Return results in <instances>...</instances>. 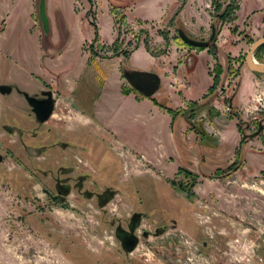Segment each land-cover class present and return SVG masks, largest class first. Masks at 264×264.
I'll return each mask as SVG.
<instances>
[{
    "label": "rangeland",
    "instance_id": "374dc122",
    "mask_svg": "<svg viewBox=\"0 0 264 264\" xmlns=\"http://www.w3.org/2000/svg\"><path fill=\"white\" fill-rule=\"evenodd\" d=\"M238 1L173 0L167 16L150 23L128 20L127 5L111 0H71V9L78 18H110L112 42L81 47L99 58L128 51L127 58L139 44L155 61L171 44L196 53L180 44L177 29L206 41L214 25L206 48L223 73L207 95L226 106L225 120L241 115L245 137L261 125L262 139L264 74L248 72L244 59L264 34V8L251 30L248 23H232ZM185 5L193 10L175 18ZM48 34L37 0H0V264H264V170L250 171L237 160L212 170L191 154L176 161L170 154L133 151L91 116L92 88L86 87L87 104L74 98V90L63 92L59 59L42 47ZM198 57L199 70L206 63ZM253 58L264 62V44ZM242 73L253 96L239 109L228 103ZM130 74L121 71V89L135 91ZM191 107L183 114L184 144L208 150L214 139L203 133L200 108ZM79 113L89 121H80ZM129 224L137 242L127 250L117 232Z\"/></svg>",
    "mask_w": 264,
    "mask_h": 264
},
{
    "label": "crops",
    "instance_id": "0c3cea01",
    "mask_svg": "<svg viewBox=\"0 0 264 264\" xmlns=\"http://www.w3.org/2000/svg\"><path fill=\"white\" fill-rule=\"evenodd\" d=\"M111 1L127 5L125 12L128 20L131 18L140 23H150L167 16L173 0ZM71 5V0H46L44 9L48 19L49 43H43L42 47L45 46L48 56L55 53V57L59 59L57 72L61 71V89L65 94L74 90L73 96L81 104H87L88 95L95 96L91 115L95 121L102 123L107 130L113 132V136L120 138L137 153L170 154L175 160L180 155L191 154L198 157V164L212 170H223L227 162H236L234 160L244 161L245 167L250 171L257 168L264 170V133L262 139L255 135L240 142L243 135L238 129V119L230 116L225 120L222 102L207 95L208 89L213 85V75L217 72L215 66H221L220 73L216 76L218 81L223 73V66L221 61L213 59L206 47L194 53L185 46L166 44L167 51L155 61L144 46L139 44L127 58L121 55L99 58L98 55L83 51L81 47L93 40H97V43L98 40L112 42L114 35L110 18L97 16L93 21L82 16L78 18L74 16ZM263 8L264 0H239L232 23H248L251 25L249 29L253 30L254 25L261 23ZM188 10L193 9L185 5L175 18L180 19ZM95 35L96 38L93 39ZM179 55L183 58L191 55V64L185 65ZM198 56H203L206 63V67H200L199 70L197 66L201 62L198 61ZM169 59H172L171 65L167 62ZM157 70L160 72L157 73ZM121 71L152 73L158 79L157 87L151 95H145L137 89L123 94ZM164 73L168 76H163ZM242 74L236 92L228 103H233L239 109L249 102V94L250 97L253 96L248 75ZM199 75L203 79L201 85L197 83ZM86 87L92 88L91 92L95 93L88 94ZM137 91L143 95H139ZM208 104L213 111H207ZM187 105L201 110L200 115L204 118L203 133L214 139V144L208 150L201 145L193 147L194 145L184 144L182 136L186 125L183 114ZM86 117L84 113H79L80 121H87Z\"/></svg>",
    "mask_w": 264,
    "mask_h": 264
},
{
    "label": "water",
    "instance_id": "95a60500",
    "mask_svg": "<svg viewBox=\"0 0 264 264\" xmlns=\"http://www.w3.org/2000/svg\"><path fill=\"white\" fill-rule=\"evenodd\" d=\"M37 16L40 22V25L42 27L43 34L47 32V19L45 16V11H44V0H37ZM177 37L186 45H190L193 47H206L208 42L212 41L214 38V28H210V34L208 36V39L206 41L203 40H195L192 38L187 37L182 30L177 29L176 31ZM264 44V35L261 37L257 38L256 40L252 41L250 46L248 47V50L245 53V59L244 63L246 68L255 74H264V62H257L253 58V54L256 51V49ZM127 79L129 83L132 84V86L142 92L145 95L151 94L155 88L157 87L158 79L157 77L152 74V73H132L129 76H127ZM261 130V125L257 126V129L253 135H257V133ZM47 193V191H46ZM55 199V197H53ZM65 204H62L61 207H64ZM119 241L122 244H126V249L130 250L132 249L136 242L137 239L135 235L133 234V229L130 227L129 232L127 233H122L119 236Z\"/></svg>",
    "mask_w": 264,
    "mask_h": 264
},
{
    "label": "trees",
    "instance_id": "16d2710c",
    "mask_svg": "<svg viewBox=\"0 0 264 264\" xmlns=\"http://www.w3.org/2000/svg\"><path fill=\"white\" fill-rule=\"evenodd\" d=\"M218 7H219V6H217V9H218ZM230 11H231L230 8H229V9H224L223 13H221V14L219 15V18H222V17L228 15V14L230 13ZM211 27L214 28V37H215V27H214V25H211ZM176 38H177V40L180 42L181 45H186V44H184V43H183L178 37H176ZM213 39H214V38H213ZM212 41H213V40H212ZM209 44H210V42H208V44H207L206 47H208ZM262 45H263V44H262ZM186 46H189V47H191V48L197 49L198 51H199V50H202L203 48H205V47H199V46H197V47H193V46H190V45H186ZM260 46H261V45H260ZM144 48H145L146 51L148 50L147 47H146V45H144ZM207 50H208V48H207ZM127 53H128V51H123V53H121V54H122L123 57H125V56L127 55ZM215 68H216L217 72H216V74L213 76V85L208 89V92H209V91L211 92V91L213 90V87H214V85H215L216 82H217V78H216V76H218V74L220 73L219 66L216 65ZM129 91H130V90H127V89H124V88L121 89V92H122L123 94H127ZM234 116L238 119V124H240L241 121L239 120V117L237 116V114H234ZM238 129L241 131V128L239 127V125H238ZM262 130H263V129H262ZM241 134H242V133H241ZM242 135H243V134H242ZM246 136H247V135H246ZM247 138H248V137H245V135H243L242 138H241V141H240V142H243V141L246 140Z\"/></svg>",
    "mask_w": 264,
    "mask_h": 264
},
{
    "label": "flooded vegetation",
    "instance_id": "af4514ba",
    "mask_svg": "<svg viewBox=\"0 0 264 264\" xmlns=\"http://www.w3.org/2000/svg\"><path fill=\"white\" fill-rule=\"evenodd\" d=\"M78 179H79V180H78L79 184H81V182L83 181L84 178H83V177H78ZM62 190H63V187H61V191H62ZM56 199H58V198H55V200H56ZM130 227L133 229V226H131V225L129 224V225H127V227H126V228H127L126 230L118 231V232H117V239L119 238L121 232L124 233V234L127 233V232H129V228H130ZM133 234H134V233H133ZM118 241H119V239H118ZM119 243L122 245V247H124V248L126 249V244H125V243L122 244L120 241H119Z\"/></svg>",
    "mask_w": 264,
    "mask_h": 264
},
{
    "label": "built area",
    "instance_id": "2783aa9c",
    "mask_svg": "<svg viewBox=\"0 0 264 264\" xmlns=\"http://www.w3.org/2000/svg\"><path fill=\"white\" fill-rule=\"evenodd\" d=\"M186 59H187V65H190L191 64V55H187L186 56ZM220 97H223L222 95ZM222 109L225 110L226 109V106L222 105Z\"/></svg>",
    "mask_w": 264,
    "mask_h": 264
}]
</instances>
